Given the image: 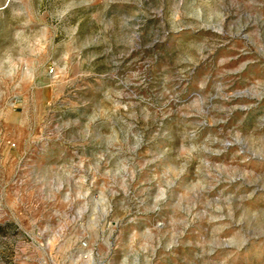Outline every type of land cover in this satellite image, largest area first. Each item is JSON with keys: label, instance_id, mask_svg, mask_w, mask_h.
<instances>
[{"label": "rangeland", "instance_id": "374dc122", "mask_svg": "<svg viewBox=\"0 0 264 264\" xmlns=\"http://www.w3.org/2000/svg\"><path fill=\"white\" fill-rule=\"evenodd\" d=\"M0 264H264V0H0Z\"/></svg>", "mask_w": 264, "mask_h": 264}, {"label": "water", "instance_id": "95a60500", "mask_svg": "<svg viewBox=\"0 0 264 264\" xmlns=\"http://www.w3.org/2000/svg\"><path fill=\"white\" fill-rule=\"evenodd\" d=\"M207 28H208V29H210L211 27H210V26H208Z\"/></svg>", "mask_w": 264, "mask_h": 264}]
</instances>
